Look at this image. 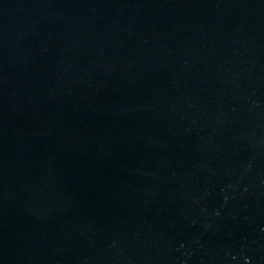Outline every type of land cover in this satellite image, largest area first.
<instances>
[{
    "label": "water",
    "instance_id": "1",
    "mask_svg": "<svg viewBox=\"0 0 264 264\" xmlns=\"http://www.w3.org/2000/svg\"><path fill=\"white\" fill-rule=\"evenodd\" d=\"M0 264H264V0H0Z\"/></svg>",
    "mask_w": 264,
    "mask_h": 264
}]
</instances>
